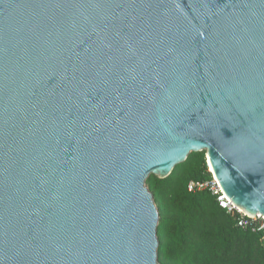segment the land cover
<instances>
[{
    "label": "water",
    "instance_id": "95a60500",
    "mask_svg": "<svg viewBox=\"0 0 264 264\" xmlns=\"http://www.w3.org/2000/svg\"><path fill=\"white\" fill-rule=\"evenodd\" d=\"M202 152L264 218V0H0V264H161Z\"/></svg>",
    "mask_w": 264,
    "mask_h": 264
},
{
    "label": "trees",
    "instance_id": "16d2710c",
    "mask_svg": "<svg viewBox=\"0 0 264 264\" xmlns=\"http://www.w3.org/2000/svg\"><path fill=\"white\" fill-rule=\"evenodd\" d=\"M205 152L192 153L166 179L152 175L147 185L160 213L161 264H264V234L237 226L206 189L190 192L191 182L210 180Z\"/></svg>",
    "mask_w": 264,
    "mask_h": 264
},
{
    "label": "built area",
    "instance_id": "2783aa9c",
    "mask_svg": "<svg viewBox=\"0 0 264 264\" xmlns=\"http://www.w3.org/2000/svg\"><path fill=\"white\" fill-rule=\"evenodd\" d=\"M190 192H198L202 190H210L216 196L220 206L231 215H237V226L244 230H250L253 233L264 234V218L257 216L256 218H248L239 211L232 202L222 193L218 182L212 176L210 180L204 182H191L188 186ZM264 246V244H263Z\"/></svg>",
    "mask_w": 264,
    "mask_h": 264
},
{
    "label": "bare ground",
    "instance_id": "6f19581e",
    "mask_svg": "<svg viewBox=\"0 0 264 264\" xmlns=\"http://www.w3.org/2000/svg\"><path fill=\"white\" fill-rule=\"evenodd\" d=\"M211 170H212V168H211Z\"/></svg>",
    "mask_w": 264,
    "mask_h": 264
}]
</instances>
